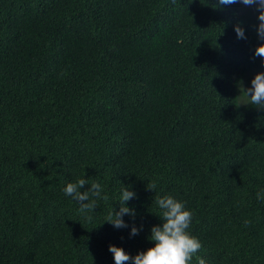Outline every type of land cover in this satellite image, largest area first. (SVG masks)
Segmentation results:
<instances>
[{
	"label": "trees",
	"instance_id": "trees-1",
	"mask_svg": "<svg viewBox=\"0 0 264 264\" xmlns=\"http://www.w3.org/2000/svg\"><path fill=\"white\" fill-rule=\"evenodd\" d=\"M214 2L0 0V264H114L153 246L163 195L207 264H264V110L236 87L264 71L258 13ZM80 178L108 196L90 218L62 191ZM123 185L132 238L105 222Z\"/></svg>",
	"mask_w": 264,
	"mask_h": 264
},
{
	"label": "clouds",
	"instance_id": "clouds-1",
	"mask_svg": "<svg viewBox=\"0 0 264 264\" xmlns=\"http://www.w3.org/2000/svg\"><path fill=\"white\" fill-rule=\"evenodd\" d=\"M235 4L254 7L258 13L255 31L261 43L255 48L253 56L261 58V64L264 66V0H215L210 6L213 9H222ZM233 30L237 39H247L246 29L242 22H237ZM236 87L240 92L239 97L242 96L245 101L242 104H251L257 109L264 110V71L258 72L251 79L250 86L245 87L241 80L237 82ZM85 185L89 187L85 188ZM147 188L154 192L156 184L152 183ZM62 191L66 197H70L79 205V211L86 218H90L89 213H92L97 207V201L108 199L101 183L92 182L89 185L86 178L68 182ZM136 198L137 193L131 189V186L123 185L119 190L118 210L112 207L105 218V222L114 229H128L129 238L139 235L144 229L143 224L137 226L132 223L130 225L124 219L125 216L131 219L136 217L135 208L127 206L129 201ZM256 200L264 204V187L259 188L256 192ZM155 203L159 209V218L162 223L154 225L150 229L147 239L153 246L131 255L123 247L109 244L108 252L112 254L114 264H192L194 256L198 264H207L203 257L197 255L203 245L200 239L189 231L194 213L186 206V202L172 195H163L159 196ZM247 223L248 221H245V224Z\"/></svg>",
	"mask_w": 264,
	"mask_h": 264
},
{
	"label": "rangeland",
	"instance_id": "rangeland-1",
	"mask_svg": "<svg viewBox=\"0 0 264 264\" xmlns=\"http://www.w3.org/2000/svg\"><path fill=\"white\" fill-rule=\"evenodd\" d=\"M242 8H244V9H248L249 7H248V6H244V5H242ZM252 23H253V26H254V28H255V26H256L257 23H258L257 19L254 18V22H252ZM256 74H257V72L253 73L252 76H251L250 78H248V80H247V86H250V81H251V79L254 78V76H255Z\"/></svg>",
	"mask_w": 264,
	"mask_h": 264
}]
</instances>
